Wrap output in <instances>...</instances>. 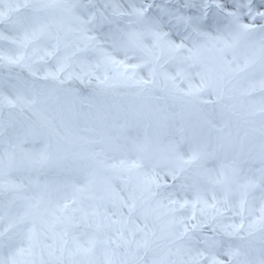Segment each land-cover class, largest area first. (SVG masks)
I'll return each mask as SVG.
<instances>
[{"label": "snow or ice", "instance_id": "1", "mask_svg": "<svg viewBox=\"0 0 264 264\" xmlns=\"http://www.w3.org/2000/svg\"><path fill=\"white\" fill-rule=\"evenodd\" d=\"M0 264H264V0H0Z\"/></svg>", "mask_w": 264, "mask_h": 264}]
</instances>
